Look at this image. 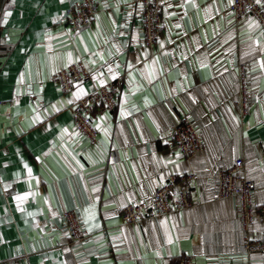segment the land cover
<instances>
[{
	"label": "crops",
	"instance_id": "crops-1",
	"mask_svg": "<svg viewBox=\"0 0 264 264\" xmlns=\"http://www.w3.org/2000/svg\"><path fill=\"white\" fill-rule=\"evenodd\" d=\"M74 1L5 0L0 11V264H172L183 253L196 264H264V251L248 253L241 246L236 199L215 196L214 176L242 157L253 200L264 203V27L249 29L246 16L238 22L219 18L227 0H220L222 10L212 19L203 11L211 0H197L199 8L185 5L186 15L177 7L183 0H165L162 30L146 46L139 0H96L98 11L82 30L64 21ZM168 4L175 16L165 14ZM145 48L147 56L141 55ZM205 56L208 66L201 67ZM69 58L89 68L90 77L81 81L87 92L100 85L94 73L109 82L107 64L120 65L116 108L92 115L93 124H101L94 143L72 122L67 101L75 86L63 93L52 80ZM154 58L156 77L150 80L144 64ZM127 61L133 63L131 83ZM242 63L249 77L243 118L235 104ZM120 102L129 114L120 115ZM37 112L43 119L33 123ZM185 119L195 123L202 149L177 157L173 127ZM187 171L196 175L189 209L122 221L121 203L145 202L170 175ZM30 191L35 194L19 204L14 199ZM90 204L94 217L84 212ZM64 210L77 214L86 239L72 242L65 235Z\"/></svg>",
	"mask_w": 264,
	"mask_h": 264
},
{
	"label": "built area",
	"instance_id": "built-area-1",
	"mask_svg": "<svg viewBox=\"0 0 264 264\" xmlns=\"http://www.w3.org/2000/svg\"><path fill=\"white\" fill-rule=\"evenodd\" d=\"M144 3L141 10L140 23L143 32V43L152 46L163 27L161 2L159 0H139ZM251 4V11H247L242 0L232 8H226L218 14L219 18L225 17L229 10L235 12L234 20L238 22L243 16H253L264 27V10L254 5L253 0H246ZM79 9V10H77ZM98 11L96 0H76L63 12L64 21L72 30H82L93 20ZM87 65L78 60L68 65V68L57 70L52 80L57 83L63 93L70 92L74 85L70 81L79 79L83 81L90 77ZM245 64H239L237 75V88L235 104L239 116L248 111L249 77ZM120 92L119 77L107 82L105 85L94 86L86 97L75 100L69 106L72 122L77 130L83 133L91 143L97 141L98 132L92 122L94 112L114 110L118 103ZM90 118V119H89ZM173 144L181 155H193L202 149V138L193 121L182 120L173 127ZM217 198L236 199L238 220L242 232L241 246L248 253L264 251V203L255 204L253 200V183L246 176L245 163L242 157H237L227 165L219 168L215 173ZM196 175L191 172H182L170 175L168 180L159 185L155 192L142 203H126L121 208L123 222H138L144 218H160L164 215L179 210L189 209L192 206L190 191ZM64 220L69 239L72 242L83 241L88 236L80 226L78 216L73 210H64L61 214ZM260 223L259 230L254 227ZM172 264H196L191 254L178 255Z\"/></svg>",
	"mask_w": 264,
	"mask_h": 264
},
{
	"label": "snow or ice",
	"instance_id": "snow-or-ice-1",
	"mask_svg": "<svg viewBox=\"0 0 264 264\" xmlns=\"http://www.w3.org/2000/svg\"><path fill=\"white\" fill-rule=\"evenodd\" d=\"M242 2L244 3V7L247 11H251V8H252V5L251 4H247L246 0H242ZM161 3L164 4L165 3V0H161ZM219 3H220V0H211V3L209 4H206L203 8V11H204V14H205V17L207 19H212V17L215 15V14H218L222 9L221 7L219 6ZM253 3L254 5L256 6H259L262 10H264V0H253ZM187 4H191L193 8H199L200 5L197 3V0H183V3L180 4V5H177V7H180L185 15L187 14V9L185 7V5ZM237 4V0H227V2L223 5L224 8H232L233 6H235ZM128 7H132L131 4L128 5ZM173 7V5L171 4H168L165 8V14L166 15H171V16H175L176 13L175 12H169L168 11V8H171ZM139 8L143 9L144 8V3L141 2L139 4ZM79 10V9H77ZM131 12L128 13L129 16H131ZM10 15V11L8 10H5L4 13H3V22H7V19H8V16ZM227 15L229 17H232L233 19L235 18V12L229 10ZM99 19V16L97 15V20ZM221 19H223V17H221ZM245 22L247 23V26L249 29H252L253 27H260V22L252 17V16H246L245 17ZM228 23L231 24L232 23V20H228ZM99 27V25H98ZM175 27L177 29L181 28L182 25L180 23H176L175 24ZM218 27V24L214 26V30H213V35H215V28ZM205 39L207 40V35H205ZM193 41H195V37H193ZM255 43L256 44H261V41L259 39H256L255 40ZM161 46L163 47V41H161ZM196 47L199 48L200 45L197 43L196 44ZM119 51V49H117ZM261 50L264 51V44H261ZM111 54V53H110ZM148 52H147V48H145L143 50V52L141 53V55H144V56H147ZM101 60L104 59V57L101 55ZM79 59V58H77ZM135 59L137 60V62H139V57H135ZM158 58H154L153 61H152V64H148V63H145L144 64V68L147 70L145 75H146V78L150 79V80H154L155 77H156V71H155V65H156V62H157ZM94 62V61H93ZM199 62L201 64V67H205V66H208L207 65V57H202L199 59ZM69 63H71V58H69V61L67 63H65L63 65V67L65 68H68V65ZM260 67L261 68H264V57H261L260 59ZM127 64V68L129 69V72H128V76H129V82L131 83L132 82V77H133V72H132V69H133V63L131 61H127L126 62ZM119 68H120V65L119 64H116L115 66L112 64V63H108L107 64V70L111 76L112 79H115L116 77H118L120 75V71H119ZM94 78H98L99 79V84L100 85H105L107 83V81L103 78V73H100V72H96L93 74ZM70 83H72L74 86H75V91H73L71 93V96H72V99H69L67 101L68 104H73L75 100H78L79 98L81 97H86L88 95L85 87L83 86L82 82L79 80V79H75L74 81H70ZM127 96V90L125 91V97ZM52 107L55 109L56 106L55 105H52ZM58 110V109H57ZM34 112H36V109H33ZM45 111H47V109H45ZM129 113L126 112V109L124 107V104L123 102H120V115L121 116H124V115H127ZM107 114H105L104 116H101L99 119L100 120H104L106 118ZM43 119V117L37 112L36 115H34L33 117V123H36L37 121ZM90 119V118H89ZM94 127L96 128H101V124L97 123L94 125ZM105 134H107V129H102ZM63 132H67L68 129L67 128H64L62 130ZM77 133H73V135H75ZM246 135V133H245ZM175 155L177 157H179L181 155L180 152H175ZM37 160L40 159L39 156L36 157ZM73 160H75V163L76 165L80 168V169H83L84 168V164L81 163L80 160L76 159V156L75 154H73ZM94 162V161H93ZM171 162V161H170ZM24 167L27 169V177L29 179V181L32 179V169L30 167H28L27 164L24 165ZM165 179L164 175L161 174L160 175V180L163 181ZM12 185L10 183H5L4 184V188L5 189H8V188H11ZM97 191V189L95 187L92 188V192L95 193ZM35 193L33 192H26L24 193L23 195H20V194H17L14 196V199L18 202H22L25 197L27 196H31V195H34ZM48 198L45 197V200H47ZM129 199L131 200L132 197L129 196ZM136 203H142V201H136ZM121 207H123V203H121L120 205ZM84 212L85 213H88L91 217H94L95 216V204H90L87 208L84 209ZM53 215H55V213H53ZM29 216H32L33 219L35 218V214L34 213H29ZM95 227H99V225H94ZM89 230H91V227L89 228ZM65 235H70V233H65ZM169 242H171V240H169ZM159 254V253H157Z\"/></svg>",
	"mask_w": 264,
	"mask_h": 264
},
{
	"label": "water",
	"instance_id": "water-1",
	"mask_svg": "<svg viewBox=\"0 0 264 264\" xmlns=\"http://www.w3.org/2000/svg\"><path fill=\"white\" fill-rule=\"evenodd\" d=\"M4 2H5V0H0V11H1V9H2L3 6H4Z\"/></svg>",
	"mask_w": 264,
	"mask_h": 264
}]
</instances>
